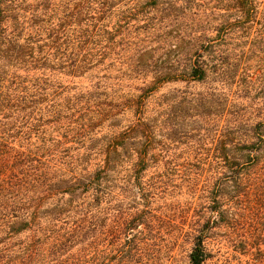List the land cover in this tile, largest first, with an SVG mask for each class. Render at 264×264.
I'll use <instances>...</instances> for the list:
<instances>
[{
    "label": "trees",
    "instance_id": "trees-1",
    "mask_svg": "<svg viewBox=\"0 0 264 264\" xmlns=\"http://www.w3.org/2000/svg\"><path fill=\"white\" fill-rule=\"evenodd\" d=\"M237 1L240 18L225 9L207 40L204 29L180 32L187 15L172 0H0V264H167L163 225L137 200L179 185L204 199L189 264H208L216 228L238 264H264V120L215 111L207 155L181 157L158 151L153 117V105H170L157 97L170 84L264 88L262 74L234 76L264 59L256 4ZM237 35L243 46L229 43ZM81 78L90 86H74ZM196 101L211 121L209 100Z\"/></svg>",
    "mask_w": 264,
    "mask_h": 264
},
{
    "label": "rangeland",
    "instance_id": "rangeland-1",
    "mask_svg": "<svg viewBox=\"0 0 264 264\" xmlns=\"http://www.w3.org/2000/svg\"><path fill=\"white\" fill-rule=\"evenodd\" d=\"M172 2L177 3L176 9H182L183 12L180 13V15H187L184 20H180V23L177 24L180 25V32L183 33L187 30V33H190L192 29L194 31L197 29H204V33L206 34L204 39L207 40L215 39L214 37L217 35L218 30L214 32V29L220 27L224 23L226 19V17L223 16L225 9L232 8L225 15L230 16L238 14L232 18L238 19L242 15L240 10L242 6H244V4L237 0H172ZM250 2L256 4L259 13L257 18L261 23L255 26V29L252 30L254 32L260 29L262 23L264 24V0H250ZM158 15L159 14H155L154 17L157 19L159 18ZM177 25H172L162 30L161 33L172 31L173 27ZM235 38L236 39L232 41L230 40L229 43L238 44L240 46L245 44V38H240L239 35L235 36ZM187 41L188 39H186V42ZM178 53H173L171 56L181 57L182 54ZM240 57L241 56L237 59L240 60ZM247 66H249L248 71H246ZM245 73H249V75H264V59L252 58L242 62L240 69L234 73V76H236L238 81ZM93 80L96 81V79ZM91 81V78L75 79L74 86L84 89L90 86ZM134 84L138 85L137 82ZM229 84L231 83L225 85L216 83L215 87H211L199 83L187 87L184 83H175L160 89L157 93V97L161 96V101L164 100L162 95L169 97L170 105L152 106L154 108L153 117L156 123V142L158 151L164 155H177L181 157L197 154L207 155L210 142L208 132L211 131V129H215V125L220 123V117L222 115H224L223 121L225 122L236 120L237 117L242 118L244 121L264 120L263 85H256L251 92H247L237 84ZM127 90L128 89H125V91ZM199 95L209 100L207 105L208 107L212 105L213 113L215 111L225 110L223 114H216V112L214 115L210 116L212 120L209 121L208 115L203 114L202 109L200 113L196 112L195 104L197 101H194ZM212 95H214V100L219 102L217 105H214V103L210 104L212 100L209 97ZM182 98H186V100L191 101L194 105H180V107L173 105L181 101ZM182 109H186V112L183 113V117L187 115H194V117H187L188 120L183 121L181 117ZM170 114V124L175 126L174 134L170 136L171 141L173 140L172 142L166 141L167 136L162 126V121ZM210 123H212V126H210ZM167 130L169 131L168 133H170L171 128H167ZM160 169H162V166ZM151 175L152 174H149L148 176L150 177ZM178 183H180V181H178ZM137 192L136 190V192H127L126 194L127 196H132ZM123 202H125L123 205L124 209H130L131 205H134V202L131 203V199ZM202 202H204V199L201 198V193H197L196 195L193 194L192 196L189 192V188L185 185L151 191L146 200L138 198L137 203L138 207H140L139 209H143L144 206L147 205L148 209L152 211L153 215L159 218L160 224L163 225L161 232L163 242H161L160 245L162 249H165L166 246L171 247V252L168 253L170 259L166 257L164 259L165 263L189 264L188 253L190 252L192 241L187 240V235L198 220L196 213H199ZM210 216L211 214L206 212L201 220V225H205L208 220L207 218ZM225 233V228H216L211 232L212 235L210 234L211 238H209L207 246L212 257L208 264H238V257L234 254L233 246ZM163 253H166V250H164Z\"/></svg>",
    "mask_w": 264,
    "mask_h": 264
}]
</instances>
